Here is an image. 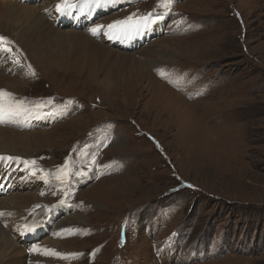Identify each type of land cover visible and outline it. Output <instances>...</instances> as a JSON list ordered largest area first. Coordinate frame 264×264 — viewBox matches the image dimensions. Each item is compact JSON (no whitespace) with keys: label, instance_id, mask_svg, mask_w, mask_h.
I'll return each mask as SVG.
<instances>
[{"label":"rangeland","instance_id":"rangeland-1","mask_svg":"<svg viewBox=\"0 0 264 264\" xmlns=\"http://www.w3.org/2000/svg\"><path fill=\"white\" fill-rule=\"evenodd\" d=\"M63 2L0 0V264H264V0ZM129 17L163 29L91 32Z\"/></svg>","mask_w":264,"mask_h":264},{"label":"bare ground","instance_id":"bare-ground-1","mask_svg":"<svg viewBox=\"0 0 264 264\" xmlns=\"http://www.w3.org/2000/svg\"><path fill=\"white\" fill-rule=\"evenodd\" d=\"M51 12V9H47L44 13H42L39 18H38V22L40 24V27L43 28H49V22H48V13ZM57 17H62L64 20H67V17L72 16L74 14L75 16V20L76 18L80 17L81 14L78 12L77 16H76V9H73L71 12H69L68 14H61L59 11H57ZM56 17V18H57ZM146 21V22H145ZM133 27H130L128 30V39H125L124 41H117L118 44L121 43L123 46H133L135 47V49H139L140 46H142L143 44H146V39L151 36L154 32L160 31L163 29V22L161 21V19H156V20H136V21H132L130 22ZM160 23V26H158V24ZM97 41V40H96ZM117 42H115L114 44H116ZM135 43V45H133ZM0 62H2L1 58H0ZM12 65V64H11ZM40 80V79H39ZM3 87V83H1L0 81V89H2ZM6 89V88H5ZM7 90V91H6ZM5 92L11 93V97L10 98H5V100L10 99V100H14L13 95H17L20 92H14L12 91V89H6ZM33 111V110H31ZM29 111V112H31ZM31 118H33L34 120H37L36 122L34 121H24L22 123V125L26 126V125H32V126H41L38 122V120H41L42 123L48 122L47 119H45V116L43 115V113L38 114L37 116H32V114L30 113ZM27 139V138H24ZM5 144L0 145L1 149L5 148ZM15 158L13 161L8 162H2V164H0V198L2 197V195L4 193H7L8 190H6L7 187H12V182H9V186L5 185L7 183V181L11 178V177H15V178H19V176H21L19 173L16 174V172H20L21 174L24 173L26 166H25V159L23 157H13ZM7 166V169L4 168ZM4 171V172H3ZM15 173V174H14ZM18 188V186H16V189ZM25 191V188L22 189V192ZM7 195V194H6ZM9 223V222H7ZM7 225V224H6ZM5 225V229L8 228V226ZM37 225H40V223H38ZM12 227V226H11ZM13 234V233H12ZM20 237V236H19ZM7 249H4L5 252V257L6 256H10V255H15V253H17L19 251V248L14 247V248H10V247H6ZM24 248V247H22ZM28 255H31L29 252L25 251ZM1 257V256H0ZM4 257V258H5ZM8 258V257H7ZM13 260V259H12ZM11 260V261H12ZM14 262L9 263V264H15L17 261L13 260ZM21 264V263H20Z\"/></svg>","mask_w":264,"mask_h":264},{"label":"snow or ice","instance_id":"snow-or-ice-1","mask_svg":"<svg viewBox=\"0 0 264 264\" xmlns=\"http://www.w3.org/2000/svg\"><path fill=\"white\" fill-rule=\"evenodd\" d=\"M115 0H82V3L86 4L89 8V14H91V10L93 8H106L110 4H113ZM171 0H165L161 4V7L165 9H169ZM79 5L74 3H69L68 0H64L63 3H60L56 6V10L59 11L61 14H68L73 9H78ZM159 18V16L157 17ZM132 20V17H129L126 20H117L114 21L107 26L105 25H96L91 29V32L93 35H96L100 33L105 27H107L109 30H119L123 31L130 27H133V25L130 23ZM5 40L4 37H0V42H3ZM7 51H11V49H6ZM11 93L5 92L3 90H0V123H7L11 122L15 117L21 115L23 112L27 111L25 108V102L24 101H15V100H8L6 101L5 98H10ZM44 105H37V107H43ZM15 158L13 157H2L0 156V163L8 161L11 162ZM35 163L34 161L32 162ZM35 175V173H32ZM59 178V177H58ZM36 249H34L35 251ZM48 252L49 250H45ZM53 255H59V253L52 252Z\"/></svg>","mask_w":264,"mask_h":264}]
</instances>
